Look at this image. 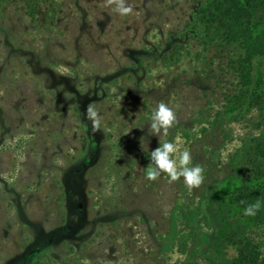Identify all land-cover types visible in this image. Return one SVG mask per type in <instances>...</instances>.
I'll use <instances>...</instances> for the list:
<instances>
[{"label":"rangeland","instance_id":"rangeland-1","mask_svg":"<svg viewBox=\"0 0 264 264\" xmlns=\"http://www.w3.org/2000/svg\"><path fill=\"white\" fill-rule=\"evenodd\" d=\"M201 1L127 0L122 16L115 0H0V264L221 263L199 200L231 176L264 185V125L232 114L241 50L188 34ZM159 101L176 122L157 135L190 150L198 187L144 177Z\"/></svg>","mask_w":264,"mask_h":264},{"label":"trees","instance_id":"trees-1","mask_svg":"<svg viewBox=\"0 0 264 264\" xmlns=\"http://www.w3.org/2000/svg\"><path fill=\"white\" fill-rule=\"evenodd\" d=\"M186 28L204 49L234 45L241 50L236 60L241 102L232 114L247 116L257 110L264 125V0H203ZM254 150L264 160V127ZM259 180L236 176L218 180L199 200V223L211 228L208 242L222 259L220 264H264V243L248 234L264 228L262 207L255 216L242 212L246 203L261 200L264 185ZM229 249L234 250L232 255ZM38 260L35 257L34 264Z\"/></svg>","mask_w":264,"mask_h":264},{"label":"clouds","instance_id":"clouds-1","mask_svg":"<svg viewBox=\"0 0 264 264\" xmlns=\"http://www.w3.org/2000/svg\"><path fill=\"white\" fill-rule=\"evenodd\" d=\"M114 11L123 16L132 13L133 8L127 0H115ZM85 116L91 120L95 130L101 119L96 109L89 105L85 111ZM175 122L176 114L174 110L163 101H159L151 111L148 132L155 135L162 132L166 135L168 129ZM158 138L159 146L150 151V162L146 166L144 177L148 180H154L161 175V172H164L170 182L182 177L183 183L189 188L201 185L204 180V169L200 164L192 162L193 158L190 150L184 148L177 153L178 146L173 140H163L161 142L159 136ZM240 203L244 204L245 202L241 200ZM261 207V200L256 198L253 202L245 204L242 209L243 215L255 216Z\"/></svg>","mask_w":264,"mask_h":264}]
</instances>
